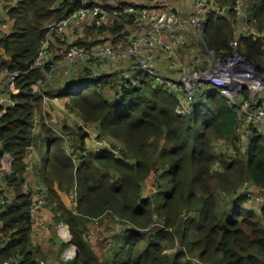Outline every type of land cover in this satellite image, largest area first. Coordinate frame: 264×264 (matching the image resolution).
<instances>
[{
    "label": "trees",
    "instance_id": "16d2710c",
    "mask_svg": "<svg viewBox=\"0 0 264 264\" xmlns=\"http://www.w3.org/2000/svg\"><path fill=\"white\" fill-rule=\"evenodd\" d=\"M85 1L106 0H0L11 25L0 38V68L18 71L20 89L15 107L0 116L1 152L13 159L3 183L10 194L18 187L0 205V263L19 257L20 264H40L29 209L33 195L44 193L53 222L69 227L66 245L77 248L75 259L59 257V264H264V200L251 192L238 194L250 182L264 195V134L253 129L243 138L239 111L223 94L206 88L210 93L193 114L177 115V95L141 72L93 76L82 64L83 72L75 77L80 87L71 93L65 86L45 91L43 73L29 68L46 39L49 49L59 42L49 35L47 23L62 21ZM131 1L119 0L123 5ZM213 1L230 7L234 2ZM136 2L168 9L159 0ZM245 3L247 25L261 36L241 34L242 21L230 8L225 16H207L198 52L221 60L236 40L239 51L264 73V0ZM131 26L122 18L110 27H88L74 44L89 49L107 32L111 45H125ZM184 56L191 60L190 52ZM193 59L195 67L202 65ZM37 83L40 90L32 88ZM44 96L66 97L69 114L93 126L98 139L111 137L123 148L89 151V135L77 123L71 130L78 137L66 143L69 126L57 131L37 120ZM248 98L244 90L240 99ZM30 177L36 185L25 191ZM74 185L78 199L72 209L67 195ZM93 225L110 233L105 248H94L87 237Z\"/></svg>",
    "mask_w": 264,
    "mask_h": 264
},
{
    "label": "built area",
    "instance_id": "2783aa9c",
    "mask_svg": "<svg viewBox=\"0 0 264 264\" xmlns=\"http://www.w3.org/2000/svg\"><path fill=\"white\" fill-rule=\"evenodd\" d=\"M245 2L244 0H234L233 6L230 7L220 6L213 0H193L192 11L184 18L179 12L168 10L159 5L141 4L135 1L123 5L119 0H106L104 3L95 1L94 4L89 5L85 1L62 21L47 23L46 28L49 35L54 34V38L59 41L52 44L56 52L49 56V43L46 39L41 45L36 61L29 68L39 69L46 80H51L59 65L69 67L80 63L92 70L104 71L118 69L116 64L122 61L124 62L123 67L115 72H122L125 76L134 71L141 72L151 78L154 83L163 85L174 92L179 101L175 109L177 115L193 114L209 95L210 91H207L206 88H212L214 91L223 94L229 103L239 111L238 131H245V135L239 132L245 138L253 129L264 128V107L260 104V99L256 98L259 92L264 91V73L257 72L255 64L243 52L239 51L236 40L230 43L233 49L231 54L221 60L213 57V62L201 63L202 65L195 67L193 56H191L188 66L182 64L178 58L179 48L184 46L187 41L185 31L193 30L201 37L202 27L207 16L211 13L216 16H225L231 8L242 21L239 31L241 34L254 37L261 36L247 25L248 14ZM3 12L0 2V38L11 32L10 22L4 18ZM122 18L131 21L130 31L133 29L130 36L126 37L127 43L125 45H111L108 40L111 37L107 32L102 37L103 42L89 49L74 44L75 39L83 37V30L86 28L93 26L110 27ZM49 39L53 40L52 37ZM158 54L163 56L170 70L178 73L175 78L159 72ZM54 56L58 58V62L53 60ZM46 65L49 67L48 70ZM92 73L93 76L98 74L96 71ZM18 75V71L0 68V116L6 109L13 108L17 104L16 97L20 94L17 84ZM37 85L38 83L32 88L37 87ZM66 86L68 91L75 93L80 84L74 81L67 83ZM244 90L248 91V99H240ZM79 125L84 126L82 128L86 132V127H93L81 122ZM94 130L95 138L98 140L94 150L111 149L108 143L97 138L98 132L95 128ZM1 150L0 141V193L2 194L0 205L4 198L9 199L10 197L3 187V178L11 174L13 160L9 154L3 153ZM253 188L255 189L250 184L247 192L250 194ZM256 191L259 192L257 189ZM259 195L264 196L261 193ZM67 197L71 208H76L78 198L75 185ZM32 200L33 203L29 211L32 219H34L41 208L48 207L50 204L44 193L34 194ZM58 225L61 238L69 242L68 225L64 222H60ZM60 255L61 261L73 260L77 257V248L74 244H69ZM20 262L19 257H14L0 264H20ZM40 264L43 263L40 261Z\"/></svg>",
    "mask_w": 264,
    "mask_h": 264
},
{
    "label": "rangeland",
    "instance_id": "374dc122",
    "mask_svg": "<svg viewBox=\"0 0 264 264\" xmlns=\"http://www.w3.org/2000/svg\"><path fill=\"white\" fill-rule=\"evenodd\" d=\"M122 1H125V0H122ZM127 1H130V0H127ZM134 1L136 2V0H134ZM244 2H245V0H244ZM1 15H2V12H1ZM84 31L85 30H83V36H84ZM185 34L187 37V41H186L185 45L182 46L181 48H179V50H178L179 61L182 64H185L188 66V64L190 62L189 58H188V56H183V53L188 54L190 52V54L192 56H194L195 59H199L198 62L205 63V64L213 62L214 56L212 53H206L202 50H200L198 52V49H200L199 39L201 37L198 36V34H196V32H194L193 30H187V31H185ZM48 51H49V56H52L56 52L53 45H51V47ZM55 61L58 62L59 60L57 59ZM123 65H124V62L120 61L116 64V67H119L118 69H121L123 67ZM83 68H84V66L80 63H77L75 65H71V66H69V68H68V66H65V65H59L57 67V69H59V73H56L57 69H55L52 79L49 81L48 80L43 81V82H47V83H44L45 91H46V89L49 90L51 88H54L57 90L64 88L65 84L69 80L74 79L75 77H77L80 74V72L81 73L83 72L82 71ZM118 69H111V70L107 69L104 71H101L99 69H97V70L91 69V71L92 72L96 71L99 75H101V74H106V72H109V73L115 72ZM64 71H68L67 78H65L63 76ZM84 84L85 83H83V85ZM33 88L34 89L36 88L35 90L41 89V87H39V85H37V87H33ZM64 89L67 90V86ZM262 96H263L262 94L258 93V97H256V98L260 99V98H262ZM66 103H67L66 97H64V98H59V97L48 98V97L44 96L42 98L40 107L37 108L36 114H37V120H40V118H42L43 120H45V122H47V124H50L51 126H53L54 129L57 131L63 130V128L65 127L64 125L69 126L70 131H67L68 132V136H67L68 139L65 138L66 143H69L70 141H75L76 136L78 137V135H76L75 132L73 130H71V128L75 127L76 123H77V125L80 124V120L76 114H73V113L68 114L66 112V110H65V104ZM241 119H242V117H241ZM82 127H84V126H82ZM85 129H87V132L89 133V138L86 140V144L88 146V147L86 146L87 149L89 151H92V152H98V151L94 150V148L96 147L95 143L98 141L95 138L94 128L88 126ZM257 131L264 134V128H260ZM239 132L242 135H245V131L241 130ZM99 140H101V141L104 140L106 143H108L109 148H111V149L115 148V150L112 149L114 152L117 151L116 149L121 150L123 148V146L119 142H117L116 140H113V138H111V137H107L105 139H99ZM217 146L222 147V148L225 147L224 145L221 146V143H219V142H217ZM228 151H229V148H226V152H228ZM216 152H218V150ZM72 157L75 158V155ZM74 163L76 164L77 162H74ZM34 185H36V183L34 181H32V178L30 177V179H27V182L23 186V189L25 191L31 189L30 191H32V187H34ZM249 186H250V182L243 183L238 188V194H240V195L241 194L242 195L247 194V189ZM3 187L6 188L5 184H3ZM9 191L11 192V194H15L14 192L18 191V187L15 186L13 188V191H12V188L9 189ZM7 192H8V190H7ZM250 192H251V196L253 198H255L257 200H264V196L259 195L260 193L257 192L256 189L253 188L252 191H250ZM227 197L224 195L223 201L224 200L226 201ZM68 201H69V199H68ZM54 222L55 223H54L53 227L55 228L56 224H57V220L54 219ZM88 228H89V235L87 237L92 242L94 248H102V247L105 248V246H107L110 243V240H111V238L109 236L110 233L109 234H108V232L105 233L104 227L96 228V225H93V226H88ZM99 233H101L102 235ZM63 246L65 247L66 244H63ZM51 258H52V262H54L55 264H59L58 257L55 259V255L53 254V256ZM60 259H61V257H60Z\"/></svg>",
    "mask_w": 264,
    "mask_h": 264
},
{
    "label": "crops",
    "instance_id": "0c3cea01",
    "mask_svg": "<svg viewBox=\"0 0 264 264\" xmlns=\"http://www.w3.org/2000/svg\"><path fill=\"white\" fill-rule=\"evenodd\" d=\"M159 1L165 4L168 9L178 10L180 14L184 13L185 14L184 16L181 14V16L184 18H186L189 15V13H191L192 11L193 0H159ZM198 60L199 59H197L196 61L198 62ZM157 66L160 73L169 76L171 78H175L176 74H178L175 71H172L168 68L167 62L161 54L157 55ZM56 73H59V69L56 70ZM67 75H68V71H64L63 76L67 78ZM74 81H76L75 78L69 80L67 83ZM259 93L264 95V92H259ZM6 191L7 189L5 188V192ZM1 197L2 194L0 193V198ZM32 221L33 224L31 230V240L33 246H39V249L36 250L37 258H39V260L43 264H55L54 262H52L51 257L54 254L55 259L58 257L59 260V257L61 256L58 255L61 246L60 244L68 243L67 241L63 240L60 236L59 225L57 224L55 228L53 227L54 222L52 219V213L50 212V209L48 207L41 208L37 213V216L34 219H32ZM67 247L68 245H66L63 248V250L66 249Z\"/></svg>",
    "mask_w": 264,
    "mask_h": 264
},
{
    "label": "water",
    "instance_id": "95a60500",
    "mask_svg": "<svg viewBox=\"0 0 264 264\" xmlns=\"http://www.w3.org/2000/svg\"><path fill=\"white\" fill-rule=\"evenodd\" d=\"M183 16L185 15L184 13H181Z\"/></svg>",
    "mask_w": 264,
    "mask_h": 264
}]
</instances>
